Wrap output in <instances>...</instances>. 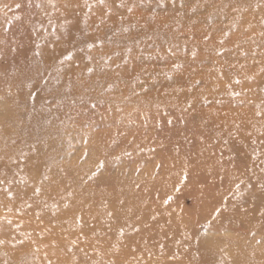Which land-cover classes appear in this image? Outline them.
Here are the masks:
<instances>
[{
	"label": "rangeland",
	"instance_id": "374dc122",
	"mask_svg": "<svg viewBox=\"0 0 264 264\" xmlns=\"http://www.w3.org/2000/svg\"><path fill=\"white\" fill-rule=\"evenodd\" d=\"M0 264H264V0H0Z\"/></svg>",
	"mask_w": 264,
	"mask_h": 264
}]
</instances>
